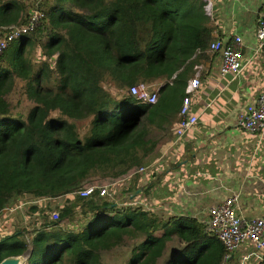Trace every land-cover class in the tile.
<instances>
[{
	"label": "trees",
	"instance_id": "obj_1",
	"mask_svg": "<svg viewBox=\"0 0 264 264\" xmlns=\"http://www.w3.org/2000/svg\"><path fill=\"white\" fill-rule=\"evenodd\" d=\"M203 6L196 0H58L43 11L47 41L39 28L41 37L37 30L17 38L0 60V214L25 195L74 196L127 178L148 163L179 117L199 62L193 58L210 50L212 29ZM7 13L11 20L0 26L20 24L17 3L0 9ZM37 40L56 58L54 85L46 81L53 69L35 72L27 56ZM16 79L24 81L34 103L26 114H15L9 101ZM160 82L155 105L139 104L128 94L134 85ZM89 118V133L81 136L76 122ZM94 176L98 180L90 181ZM51 214L32 234L26 264H102L105 254L141 237L128 264H157L175 235L184 246L167 264H224L222 242L195 218L166 221L98 195L76 196L62 206L57 221ZM28 249L25 233L11 231L0 238V263Z\"/></svg>",
	"mask_w": 264,
	"mask_h": 264
},
{
	"label": "crops",
	"instance_id": "obj_2",
	"mask_svg": "<svg viewBox=\"0 0 264 264\" xmlns=\"http://www.w3.org/2000/svg\"><path fill=\"white\" fill-rule=\"evenodd\" d=\"M211 1L214 5L213 17L208 16L211 43H229L235 36L243 39L241 74L222 76L218 54L210 50L197 53L193 59L199 61L195 67L202 68L201 84L191 101L192 113L199 117V124L180 140L176 137L180 121L177 117L169 138L161 141L150 157L152 162L142 166L152 167L153 172L141 174L138 183L130 180L133 174L111 184L112 189H123L124 185L125 189L151 186L156 194L154 212H160L158 216L166 221L191 217L207 225L211 208L234 196L239 215L246 219L264 217V132L251 135L238 127V115L264 92V58L259 55L256 39L257 16L264 11V0ZM201 55L205 57L198 59ZM143 193L141 190L138 199L149 205V198ZM134 198L135 194L131 201ZM45 200L52 198H33L36 205ZM169 203H173L172 210ZM259 254L263 256L264 252L246 246L233 255L229 264L235 261L257 264L258 259V264H262L264 257Z\"/></svg>",
	"mask_w": 264,
	"mask_h": 264
},
{
	"label": "built area",
	"instance_id": "obj_3",
	"mask_svg": "<svg viewBox=\"0 0 264 264\" xmlns=\"http://www.w3.org/2000/svg\"><path fill=\"white\" fill-rule=\"evenodd\" d=\"M213 7L211 0H204L205 14L211 18L213 17ZM44 21L45 13L41 10H35L30 12V17L25 24L9 27L0 26V60L17 38L35 33ZM256 26L259 55L264 58V11L258 13ZM243 49V39L240 36H235L229 43L215 41L211 44L210 51L220 56V73L222 76L232 74L239 77L243 70ZM195 68V75L189 80L185 89L186 95L179 113L180 121L176 129V137L180 140L199 124V117L192 113L191 99L200 88L202 68ZM161 87L156 88L153 85L141 83L132 86L128 94L139 104L155 105L159 100L158 91ZM238 127L251 135H261L264 132V92L256 102L250 104L244 112L238 115ZM148 171L147 167H140L137 173L146 174ZM109 187L110 185L82 188L75 192L74 196L88 198L98 195L105 200V197H113L116 194L114 191V193L109 191ZM138 198H134V200L125 204L124 207L141 208L144 211L156 210V208L146 204L143 199ZM236 201L237 197L235 196L227 198L222 203L211 208L209 212L210 219L207 224V231L222 242L226 251L224 264H228L233 255L246 246L254 248L255 252H264V217L252 219L242 217L237 212ZM31 205H35L34 201L31 202ZM23 206V202H20L12 209L16 212L21 211ZM9 209L11 208H7L4 213ZM51 215L52 220L57 221L60 212L53 211Z\"/></svg>",
	"mask_w": 264,
	"mask_h": 264
},
{
	"label": "rangeland",
	"instance_id": "obj_4",
	"mask_svg": "<svg viewBox=\"0 0 264 264\" xmlns=\"http://www.w3.org/2000/svg\"><path fill=\"white\" fill-rule=\"evenodd\" d=\"M196 1H199V0H196ZM57 2L58 0H0V7L2 6L3 8L4 5H9L10 7V3H12V5H15V3H17L19 10H21L22 12L21 22H20L21 24L29 19L31 11L42 10L46 13L47 8L50 7V5H55ZM199 3H202V2L199 1ZM25 8L28 14L26 17H25ZM9 15H10L9 13L4 14V15L0 14V21L11 20ZM24 18H25V21H22ZM48 22L49 21L46 18V20L42 24V27H40L42 29L41 36L46 37L44 30H45V27L46 29H48V26H49ZM20 24L18 23L15 24V22H13V24L11 25H20ZM39 32H40L39 30L36 32L37 37H41L39 35ZM46 39L47 37L44 38L43 41H47ZM26 53H27V56L31 59V63L34 67L35 72H40L42 74L47 75V71L50 72L48 67L53 69L52 74L50 72V74L48 75L50 79L49 80L46 79V81L48 84L50 83L51 85H54V81L57 79V76L54 70L56 67V58L55 57L50 58L48 56V53L47 51L44 50L42 46V42L40 40H37L36 42H34L33 46L28 47L26 50ZM123 93L127 94L126 91ZM9 101L11 105L13 106V112L15 114H17V112L26 114L27 111L34 106V103L27 98V95L24 92V81L20 79L15 80V87H14V90L9 95ZM91 120L92 119L89 118L85 121L76 122V125L78 126L81 136L87 135L89 133V130L91 128L90 126ZM151 162L152 160L149 159L148 164H150ZM141 166H147V164H144V165L142 164ZM152 172H153V169L152 167H150L148 174ZM140 176L141 174L136 172L132 176V179L130 180L137 181V178H139ZM98 178L99 176L97 177L94 176L93 178H91L90 181H94L96 179L98 180ZM111 184H113V182H110L108 184L110 185L109 191H111L112 193L115 192L116 194L113 197H105V200L117 202L119 203L120 208H124V205L130 202L132 199V196H134L131 194L135 189H125L127 187L125 185L123 186V189H112ZM97 185L102 186L100 184H97ZM139 191L141 193V189H139ZM144 192H145L143 193L144 196L147 197V199L149 198V206L155 208V203H154L155 202L154 196L156 195L155 191L153 192L151 189V190H144ZM137 197L138 196H135V198ZM50 198H52V200L50 201L45 200V201L38 203L37 205H31V202L33 201V199L31 198L30 195H25L20 199V200H24L23 201L24 206L21 211L16 212L15 210L11 208L6 213H3L4 215L0 214V222H1L0 238L5 235H8L11 231H21L25 233V237L27 239L29 249L23 255L25 257L24 264H26L27 262V257L28 256L30 257V252H31V247H32V234L34 233V231L36 229H39L44 222L47 223L48 221L47 215L49 216V212H53V211L60 212V210L62 209V206H64L66 203L68 204L69 201L73 202L76 196H72L68 194L65 196L63 195L59 197H50ZM34 206L37 207V210H33ZM172 206H173V203H169V208L171 210H172ZM156 213H158V211ZM157 215H160V212ZM8 223L11 226L10 229H9V226L7 227ZM63 224L67 225V223H63ZM142 239L143 238L141 237L140 239H137V240H128L120 248H117L114 251L105 254L103 257L102 264H128V261L131 256L132 248L136 244H138L140 241H142ZM183 246L184 245L182 242H180L179 238L176 235L173 236L172 241L168 242L167 247L164 250L162 257L160 258L157 264H167L168 261L173 260L176 254H178L182 250ZM259 256L262 258L264 257V255L262 256V254H259ZM259 262L260 260L258 259L256 263L258 264ZM233 264H238V263L235 261ZM262 264H264V262Z\"/></svg>",
	"mask_w": 264,
	"mask_h": 264
},
{
	"label": "water",
	"instance_id": "obj_5",
	"mask_svg": "<svg viewBox=\"0 0 264 264\" xmlns=\"http://www.w3.org/2000/svg\"><path fill=\"white\" fill-rule=\"evenodd\" d=\"M138 194H139V191L135 193V196ZM28 259H29V256L27 257V260ZM24 263H25V257L21 255V256H12V257L6 258L0 264H24Z\"/></svg>",
	"mask_w": 264,
	"mask_h": 264
}]
</instances>
